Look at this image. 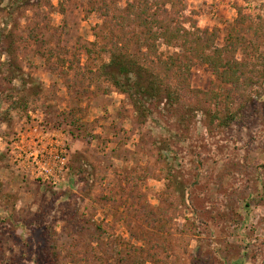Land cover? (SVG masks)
<instances>
[{
  "label": "rangeland",
  "instance_id": "rangeland-1",
  "mask_svg": "<svg viewBox=\"0 0 264 264\" xmlns=\"http://www.w3.org/2000/svg\"><path fill=\"white\" fill-rule=\"evenodd\" d=\"M132 1L0 0V264H264V0H174L246 77L159 41L145 121L105 74Z\"/></svg>",
  "mask_w": 264,
  "mask_h": 264
},
{
  "label": "trees",
  "instance_id": "trees-1",
  "mask_svg": "<svg viewBox=\"0 0 264 264\" xmlns=\"http://www.w3.org/2000/svg\"><path fill=\"white\" fill-rule=\"evenodd\" d=\"M22 4H39V0H16ZM102 3L104 8L97 7L96 12L103 14V17L108 18L110 15V7L105 4V0H91ZM176 2V0H175ZM174 0H133L127 4L124 11L115 12L108 22L115 29L113 36L115 46L110 48L109 63L106 66L105 74L111 80L115 89L126 95L131 101L137 118L145 121L148 118L150 109L145 100L160 101L163 93L158 78L153 75H146L149 72L145 65L148 62H153L152 56L157 51V43L162 41L167 47L179 46L181 49L187 50L191 55L198 58L202 63L208 65L220 80L225 84L238 87L240 80L246 77V65L238 62H224L222 54L227 53V49H215L212 47L214 33H209L208 30H200L195 25L191 28H185V25L175 19L172 12L175 7ZM185 20V19H184ZM107 22V21H106ZM136 30H140L139 35L135 34ZM127 31H131V37L126 35ZM132 38H135L134 43L138 46L140 56L129 51L128 43ZM10 36L0 31V57L6 56L7 61L13 62L16 60L15 48ZM142 48L146 52H142ZM213 50L211 55L208 51ZM177 59V58H176ZM165 66H175L174 59L161 61ZM19 70V69H17ZM249 79V78H248ZM246 79V80H248ZM252 83V82H251ZM167 100H174L171 94H166ZM235 115H229L224 120H219L215 115L213 118L216 125L227 128L235 121ZM212 122V123H213ZM214 124V123H213ZM52 255V251H50ZM54 256V253H53Z\"/></svg>",
  "mask_w": 264,
  "mask_h": 264
},
{
  "label": "built area",
  "instance_id": "built-area-1",
  "mask_svg": "<svg viewBox=\"0 0 264 264\" xmlns=\"http://www.w3.org/2000/svg\"><path fill=\"white\" fill-rule=\"evenodd\" d=\"M63 155H64V150L63 149H60L58 151V153H55L54 158H55V161L57 162V164H64V161L62 159ZM36 159H37V157L35 156V160Z\"/></svg>",
  "mask_w": 264,
  "mask_h": 264
}]
</instances>
